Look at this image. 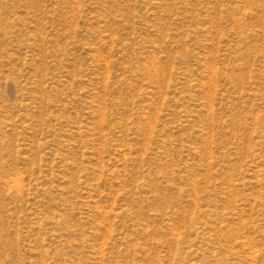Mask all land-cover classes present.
<instances>
[{"label":"rangeland","instance_id":"374dc122","mask_svg":"<svg viewBox=\"0 0 264 264\" xmlns=\"http://www.w3.org/2000/svg\"><path fill=\"white\" fill-rule=\"evenodd\" d=\"M0 264H264V0H0Z\"/></svg>","mask_w":264,"mask_h":264}]
</instances>
